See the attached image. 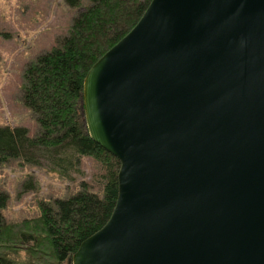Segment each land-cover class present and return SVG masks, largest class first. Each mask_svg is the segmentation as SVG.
<instances>
[{
  "label": "water",
  "instance_id": "obj_1",
  "mask_svg": "<svg viewBox=\"0 0 264 264\" xmlns=\"http://www.w3.org/2000/svg\"><path fill=\"white\" fill-rule=\"evenodd\" d=\"M82 105L120 167L70 264H264V0H151Z\"/></svg>",
  "mask_w": 264,
  "mask_h": 264
},
{
  "label": "trees",
  "instance_id": "obj_2",
  "mask_svg": "<svg viewBox=\"0 0 264 264\" xmlns=\"http://www.w3.org/2000/svg\"><path fill=\"white\" fill-rule=\"evenodd\" d=\"M150 1L88 0L67 36L25 67L21 102L33 114L37 132L30 138L26 128H0V163L23 158L37 164L33 157L37 151L48 154L56 171L69 172L86 157L94 164L98 192L89 191L93 186L82 182L76 194L42 204L37 218L7 223L2 210L8 196L0 189V264H61L109 219L117 198L120 163L88 136L83 79L135 26ZM19 251L27 258L13 257Z\"/></svg>",
  "mask_w": 264,
  "mask_h": 264
},
{
  "label": "rangeland",
  "instance_id": "obj_3",
  "mask_svg": "<svg viewBox=\"0 0 264 264\" xmlns=\"http://www.w3.org/2000/svg\"><path fill=\"white\" fill-rule=\"evenodd\" d=\"M87 5L88 0H0V128H26L30 138L36 134L34 116L21 102L24 69L67 36L73 19ZM43 154L33 153L37 164L23 158L0 163V189L8 196L2 216L7 223L37 218L42 204L76 194L82 182L98 192L89 158L67 172L53 169L48 154ZM13 257L24 260L27 255L19 251Z\"/></svg>",
  "mask_w": 264,
  "mask_h": 264
}]
</instances>
